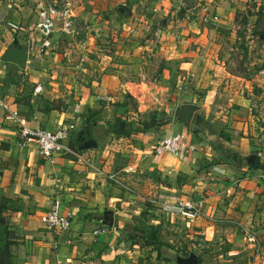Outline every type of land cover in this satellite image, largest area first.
<instances>
[{
    "label": "crops",
    "instance_id": "0c3cea01",
    "mask_svg": "<svg viewBox=\"0 0 264 264\" xmlns=\"http://www.w3.org/2000/svg\"><path fill=\"white\" fill-rule=\"evenodd\" d=\"M72 1L73 27L63 30L55 18L48 47L36 6L12 7L5 27L15 21L18 31L4 33L0 23V55L12 43L29 48L25 68L0 65V95L22 116L0 114V221L10 231L11 264H150L158 251L132 237L142 223L172 229L201 264H264V168H252L264 165V6L197 0L183 11L184 0ZM137 16L144 23L131 33ZM185 104L198 106L190 125L176 119L154 133L107 132L117 118L138 122L151 111L176 118ZM23 127H68L77 154L42 156L35 143L22 144ZM86 129L96 147L80 148ZM177 133L193 151L154 152ZM109 174L145 195L200 201L202 215H167ZM55 201L73 214L68 231L44 223Z\"/></svg>",
    "mask_w": 264,
    "mask_h": 264
},
{
    "label": "built area",
    "instance_id": "2783aa9c",
    "mask_svg": "<svg viewBox=\"0 0 264 264\" xmlns=\"http://www.w3.org/2000/svg\"><path fill=\"white\" fill-rule=\"evenodd\" d=\"M37 8L43 13L44 17L36 25L37 29L45 37L43 40V46L48 47L51 44L49 36L54 29V19L57 18L63 23V30L69 31L74 25L73 10L70 2L64 3L62 6L57 5V2H48V0H37ZM207 11V8H204ZM144 23L142 17H135L131 25L128 27L129 32L135 33L138 26ZM7 27L13 31L20 30L21 26L18 22L8 21ZM3 64L0 55V65ZM41 87L37 86L36 90H40ZM180 89H183L180 86ZM0 114H2L8 120H19L21 113L17 108L12 106L6 97L0 95ZM20 135L23 139L22 144L27 145L35 143L37 145L39 153L51 159L55 153H73L77 154L76 150L71 147L67 141L71 136V130L68 127H61L57 131H50L44 127L29 129L23 127L20 129ZM194 150V146L189 142L188 138L183 134H172L160 139L157 145L154 147L156 154L172 153L178 154L184 152L186 154ZM79 156V155H78ZM133 171V167L129 166L127 172ZM108 177L118 186L122 187L125 191L135 195L138 199L154 206L158 210L168 214L170 216H180L187 220H196L202 215V203L192 199L175 198L169 199L160 197L157 195H145L137 191L132 185L128 184L122 177L114 174H109ZM73 214L68 212L64 214L61 211V202L55 201L51 209L44 217V223L49 230L54 232L68 231L72 228ZM106 227L98 228L94 231L95 234L105 232ZM253 243L255 250L260 251V243L255 237H253Z\"/></svg>",
    "mask_w": 264,
    "mask_h": 264
},
{
    "label": "trees",
    "instance_id": "16d2710c",
    "mask_svg": "<svg viewBox=\"0 0 264 264\" xmlns=\"http://www.w3.org/2000/svg\"><path fill=\"white\" fill-rule=\"evenodd\" d=\"M87 119H88L87 121L91 120L89 118ZM173 120H176V118L169 115L167 112L156 110L149 115V118L140 120L138 122L135 121L126 122L122 118H117V120L114 123H112L111 126H109V128H107V132L108 133L115 132L123 135H131L134 132L154 133L157 131L159 127L169 124ZM196 123L203 126L210 125V123L205 121L203 116H198ZM79 151H83V149L79 148ZM227 153L232 160L235 161L239 159V155L237 153H233L230 150H228ZM255 167L264 168V165L260 161L256 160L255 164L252 165V168ZM9 235H10V231L8 230L7 225L0 221V249L3 248L6 244L10 243ZM132 237L136 241L140 242L143 246H153L158 251V254L161 255V249L164 243L158 242L160 241L158 226L156 227L151 225V226H146L145 228L136 227L134 229V234L132 235ZM188 254L189 253L185 255Z\"/></svg>",
    "mask_w": 264,
    "mask_h": 264
},
{
    "label": "water",
    "instance_id": "95a60500",
    "mask_svg": "<svg viewBox=\"0 0 264 264\" xmlns=\"http://www.w3.org/2000/svg\"><path fill=\"white\" fill-rule=\"evenodd\" d=\"M185 7L182 9L191 10L195 7L197 0H184ZM29 48L18 43L10 44L5 52L1 55L3 62H13L21 68H25L29 59ZM198 110V106L195 104H185L176 113V119L183 121L185 124L190 125L194 119V112ZM85 132L89 134V129L81 130L79 132V139L81 140L80 148L87 149L97 146V142L93 138L86 139ZM253 162V160H252ZM108 225H112V221L105 222ZM201 255L194 250L189 251L188 255L179 254L175 257V264H201ZM0 264H11L9 256V247L6 244L0 249Z\"/></svg>",
    "mask_w": 264,
    "mask_h": 264
},
{
    "label": "rangeland",
    "instance_id": "374dc122",
    "mask_svg": "<svg viewBox=\"0 0 264 264\" xmlns=\"http://www.w3.org/2000/svg\"><path fill=\"white\" fill-rule=\"evenodd\" d=\"M48 2L51 3L57 2V5L59 6H62L66 2H70L71 5L73 6L72 0H48ZM127 3L128 6H131L130 2ZM13 6H36L37 8V0H0V23L3 24L2 26L4 33L12 32L9 28L5 27V24L9 16H12V14L17 11V10L15 11L12 10ZM245 6H264V0H257L256 3L247 2ZM15 8L18 9V7ZM155 26H157V24ZM152 225L156 226L154 224ZM141 226L145 228L146 226H151V225L142 223ZM158 232L160 236L159 238L160 241L158 242H162L164 243V245H162L161 255H159L158 252H156L157 256L151 257L152 259H150V264H175V257L177 255L179 254L185 255L189 253L187 241H185L177 233L175 234L174 231H172V229H168L167 227L165 228L158 227ZM175 235L178 236L175 237ZM151 249H156V248H151Z\"/></svg>",
    "mask_w": 264,
    "mask_h": 264
}]
</instances>
